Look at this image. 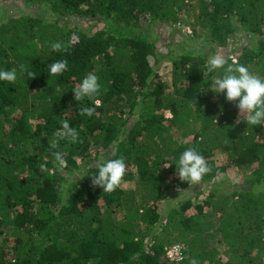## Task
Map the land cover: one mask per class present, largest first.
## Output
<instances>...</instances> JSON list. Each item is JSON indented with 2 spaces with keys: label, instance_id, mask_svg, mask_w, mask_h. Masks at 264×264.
I'll list each match as a JSON object with an SVG mask.
<instances>
[{
  "label": "trees",
  "instance_id": "16d2710c",
  "mask_svg": "<svg viewBox=\"0 0 264 264\" xmlns=\"http://www.w3.org/2000/svg\"><path fill=\"white\" fill-rule=\"evenodd\" d=\"M185 26L160 54L167 83L156 39L172 47ZM198 36L264 79V0H0V71L17 75L0 81V264H264V126L210 90L224 73L204 77ZM57 60L67 71L48 75ZM93 72L101 106L81 116L95 103L72 88ZM64 120L79 142L60 141L58 165L48 143ZM188 148L211 167L199 184L176 172ZM121 156L120 186H92L97 164Z\"/></svg>",
  "mask_w": 264,
  "mask_h": 264
},
{
  "label": "clouds",
  "instance_id": "9594fccd",
  "mask_svg": "<svg viewBox=\"0 0 264 264\" xmlns=\"http://www.w3.org/2000/svg\"><path fill=\"white\" fill-rule=\"evenodd\" d=\"M71 43V42H70ZM68 45H62L60 42H54L50 45L51 51L59 52L62 48L67 50ZM67 61L57 60L49 65L48 75L59 76L67 71ZM204 77L219 69H223L222 76H216L211 81L209 88L212 92L224 93L229 102H236L238 116H244L247 125L264 126V79L250 73L249 69L233 61L228 63L222 55H214L207 60L205 64ZM36 74L29 72L28 77L32 78ZM16 69L0 71V81H6L12 84L16 81ZM74 100L82 102L85 98L94 100V97L100 92L101 85L99 77L93 72L86 75L82 81L72 88ZM36 91V90H33ZM95 107H81L78 114L91 117L95 109L100 107L99 100H94ZM239 122V121H237ZM54 139L48 144L54 160L58 165H65L60 151H52L59 148L60 141L69 143L79 142V134L75 128L69 125L68 120L61 123V128L54 133ZM115 155V153H113ZM171 164L164 165L165 167ZM43 169L44 165L38 166ZM176 172L180 181L187 182L189 185L199 184L204 175L211 171V167L205 158L195 149L188 148L179 156L176 164ZM98 173L92 175V186H99L102 192L111 193L121 184L126 172L124 157L107 159L97 164ZM183 258V257H181ZM189 264H198L195 258H192Z\"/></svg>",
  "mask_w": 264,
  "mask_h": 264
},
{
  "label": "rangeland",
  "instance_id": "374dc122",
  "mask_svg": "<svg viewBox=\"0 0 264 264\" xmlns=\"http://www.w3.org/2000/svg\"><path fill=\"white\" fill-rule=\"evenodd\" d=\"M70 21V20H69ZM78 23L82 22V23H86L85 20L84 21H77ZM71 24L75 23V20L70 21ZM93 23H90V25H92ZM96 25H100L99 23H97ZM148 25L151 26L152 29V33L155 34L158 31V28H160L162 31L165 30V28H161L160 26H158L157 24L153 23V22H149ZM182 32L181 31H175V32H171L169 34V36L165 39L166 41H174V43H176L175 45H173L172 47L167 46L166 44H164L162 42V39H156V43H157V53H158V58H159V75L162 76L163 80H166L167 83H170V74H171V64L167 59L164 58H160V54L162 53H167V51L169 49L172 50H177L178 48H180L179 46V42L183 41V36H184V30L189 31L190 29L188 28V26H185L184 28L182 27ZM184 31V32H183ZM232 40L236 41V42H232L233 44H238L240 42V39L242 38L241 32L237 31L235 33V35L232 34ZM178 43V44H177ZM191 43H194L196 45H203L204 47V53H206V55L209 56V58H211L212 56H214V49H213V44L211 43V41L207 40V39H200V37L198 36L195 40L191 41ZM231 46V45H230ZM228 49V47H227ZM224 51H226V49L224 48ZM161 52V53H160ZM168 54V53H167ZM236 59V58H234ZM150 60L153 61V57H150ZM171 85H169V89ZM167 116L171 115V112L169 110H166L165 113ZM233 173V172H231ZM231 173H229V175H231Z\"/></svg>",
  "mask_w": 264,
  "mask_h": 264
},
{
  "label": "built area",
  "instance_id": "2783aa9c",
  "mask_svg": "<svg viewBox=\"0 0 264 264\" xmlns=\"http://www.w3.org/2000/svg\"><path fill=\"white\" fill-rule=\"evenodd\" d=\"M180 246V243H174L167 247V254L172 258H179L181 256Z\"/></svg>",
  "mask_w": 264,
  "mask_h": 264
}]
</instances>
